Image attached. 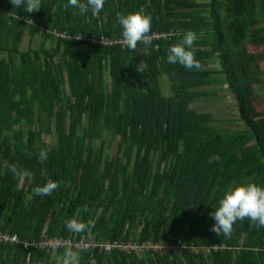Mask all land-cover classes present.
Instances as JSON below:
<instances>
[{
	"label": "trees",
	"instance_id": "obj_1",
	"mask_svg": "<svg viewBox=\"0 0 264 264\" xmlns=\"http://www.w3.org/2000/svg\"><path fill=\"white\" fill-rule=\"evenodd\" d=\"M139 10L152 17V34L165 38L135 51L45 32L122 40L117 13ZM0 11V54L6 55L0 57V232L31 243L73 237L185 245L144 257L79 251V264H264V227L245 219L230 238L218 236L209 215L227 188L264 187V113L256 108L264 73L249 52L264 44V0H105L99 18L80 15L68 0H42L34 13L0 0ZM26 29L32 36L43 32L55 49L43 43L21 51ZM188 30L198 37L191 50L199 69L167 60L168 48ZM211 56L236 101L241 129L213 128V116L193 108L216 94L204 89L215 83L205 69ZM141 62L143 73L136 68ZM162 76L170 96L161 91ZM105 132L119 139L113 155L105 153ZM48 135L56 139L52 147ZM41 150L48 153L44 162ZM213 155L221 160L209 163ZM12 165L31 179L14 175ZM49 180L59 184L51 195L33 193ZM72 218L95 224L90 233L75 234L65 225ZM66 250L0 243V264H56Z\"/></svg>",
	"mask_w": 264,
	"mask_h": 264
},
{
	"label": "clouds",
	"instance_id": "obj_2",
	"mask_svg": "<svg viewBox=\"0 0 264 264\" xmlns=\"http://www.w3.org/2000/svg\"><path fill=\"white\" fill-rule=\"evenodd\" d=\"M10 2L15 8L23 6L28 13L38 12L42 7V0H10ZM68 4L79 9L80 15H85L90 11L92 16L99 18L105 0H68ZM117 21L122 26V43L128 49L135 51L138 44L151 46L154 34H152V17L150 15L145 14L143 10L127 15L117 13ZM31 22H33L31 19L27 20L28 24ZM197 38L195 32L188 30L180 42L168 48V63L179 64L187 69H199L201 62L196 59L194 52L191 50ZM145 67L146 63L144 62L136 66L137 71L140 73L144 72ZM38 158L40 162L47 160V151L41 150ZM220 160L219 155H213L209 158V163ZM10 170L20 178L28 177L31 179L32 177L31 172L18 170L16 165H12ZM58 187V182L49 180L44 186L35 187L33 193L37 196L51 195ZM214 209L213 212L209 213L214 221L210 231L218 236L223 234L225 237L230 238L237 221L245 219L250 220L257 227H264V187L251 182L229 187L219 200V206ZM94 224L95 222L92 219H89L86 223L76 218L65 222L67 230L75 234L90 233ZM83 250L85 249L78 251L66 250L63 255L56 256V264H79V251Z\"/></svg>",
	"mask_w": 264,
	"mask_h": 264
},
{
	"label": "rangeland",
	"instance_id": "obj_3",
	"mask_svg": "<svg viewBox=\"0 0 264 264\" xmlns=\"http://www.w3.org/2000/svg\"><path fill=\"white\" fill-rule=\"evenodd\" d=\"M45 44L46 47L53 51L56 47V42L53 39H46L44 33L39 34L35 37H31L29 29H26L23 41L21 44V50L25 51L27 49L33 48L38 49L42 44ZM85 48V47H83ZM85 52L91 53L87 48L84 49ZM0 57L6 58L5 54H0ZM59 62V59L56 60ZM209 64L205 69L210 70L213 74L211 75L215 79V83L204 87L207 91H215L216 94L207 95L198 100L196 105L193 106L198 112L210 113L214 120L210 123V126L216 129L222 130H238L243 127L242 121L238 118V110L236 101L226 83H221L223 80V75L220 74L217 69L219 65L217 64L216 56H211L208 59ZM106 84H110L109 75L106 77ZM161 91L163 95L170 96L172 95L171 83L169 82L166 76L160 77ZM257 106V105H256ZM258 111L261 110L260 107H256ZM262 112V111H260ZM104 147L105 153L108 155H113L117 151L118 141L117 137H114L110 132L104 133ZM48 147H52L56 142L54 141L53 136H45ZM101 141H95V145L99 147Z\"/></svg>",
	"mask_w": 264,
	"mask_h": 264
},
{
	"label": "built area",
	"instance_id": "obj_4",
	"mask_svg": "<svg viewBox=\"0 0 264 264\" xmlns=\"http://www.w3.org/2000/svg\"><path fill=\"white\" fill-rule=\"evenodd\" d=\"M1 12V11H0ZM47 34L52 35L54 39L65 40V41H74V42H91L92 45L99 46H113L120 44L123 47L122 40H109L102 37L100 40L95 38H87L86 36L77 34L71 35L67 31H59L57 29H48L45 31ZM154 38L152 42L165 38V35L162 33H153ZM83 37V38H82ZM82 38V39H77ZM103 41V43H102ZM11 242L16 245H22L24 249H39V250H60L67 248L68 250L74 248L78 251L80 249H85L83 251H95L99 249L103 253H121L127 255H134L138 257H144L146 255H155L166 252H174L182 250L185 248V245L182 241L178 243H164V242H154L152 240L147 241H106L101 242L94 238L86 240L85 238L76 239L73 237H54L41 240L39 242H27L21 239L16 234H10L8 232H0V243ZM55 246V247H54ZM209 250H207L208 252Z\"/></svg>",
	"mask_w": 264,
	"mask_h": 264
},
{
	"label": "crops",
	"instance_id": "obj_5",
	"mask_svg": "<svg viewBox=\"0 0 264 264\" xmlns=\"http://www.w3.org/2000/svg\"><path fill=\"white\" fill-rule=\"evenodd\" d=\"M260 17H264V13H261ZM30 35H31V37L37 36V35L32 36L31 33H30ZM22 41H23V38H22ZM22 41H21V44H22ZM20 49H21V45H20ZM27 50H25V51H27ZM21 51H23V50H21ZM249 52L256 55L257 60L259 62L260 70L264 73V44L250 45L249 46ZM256 93L259 97V101H258L256 107H260L261 108L260 111H262V113H264V83H263V86L256 89Z\"/></svg>",
	"mask_w": 264,
	"mask_h": 264
}]
</instances>
